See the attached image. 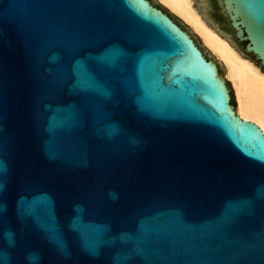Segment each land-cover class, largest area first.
Returning <instances> with one entry per match:
<instances>
[{"label": "water", "instance_id": "1", "mask_svg": "<svg viewBox=\"0 0 264 264\" xmlns=\"http://www.w3.org/2000/svg\"><path fill=\"white\" fill-rule=\"evenodd\" d=\"M215 1L264 69V0ZM180 20L0 0V264H264V132Z\"/></svg>", "mask_w": 264, "mask_h": 264}, {"label": "bare ground", "instance_id": "2", "mask_svg": "<svg viewBox=\"0 0 264 264\" xmlns=\"http://www.w3.org/2000/svg\"><path fill=\"white\" fill-rule=\"evenodd\" d=\"M155 1L181 18L205 48L210 49V53L224 67L225 79L229 81L235 98L236 113L240 118H250L264 132V69L242 55L229 34L221 32L205 19L206 0H197L200 2L197 6L195 0Z\"/></svg>", "mask_w": 264, "mask_h": 264}, {"label": "rangeland", "instance_id": "3", "mask_svg": "<svg viewBox=\"0 0 264 264\" xmlns=\"http://www.w3.org/2000/svg\"><path fill=\"white\" fill-rule=\"evenodd\" d=\"M207 1V0H206ZM198 2V1H197ZM196 2V6L197 5H200V2H198L197 3ZM208 3V2H207ZM205 9H206V11H207V13H206V17H205V19L208 21V22H210L211 23V25H216L215 23H214V20H213V17L209 14V11H208V9H209V7H208V4H207V7L205 6ZM175 17V16H174ZM179 18V17H178ZM180 23L181 24H183V25H186L185 23H183L181 20H180ZM217 27V29H219L221 32H226L227 34H229V32L225 29V28H221V27H219L218 25H216ZM230 35V34H229ZM198 37V36H197ZM200 40V39H199ZM202 43V42H201ZM233 44L238 48V50H239V52L242 54V55H244V56H246V57H248V58H250V59H252L253 61H254V63L255 64H258V62H256L253 58H252V56H250V55H248V54H245L241 49H240V43L239 42H236V41H233ZM203 45V44H202ZM204 46V45H203ZM204 48H205V46H204ZM209 56H211L212 58H214L215 60H216V58L213 56V54L212 53H210L209 52ZM219 63V62H218ZM219 65H220V75L222 76V77H224V78H226L225 77V72H224V67L219 63ZM259 65V64H258ZM229 87H230V83H229ZM231 92H232V90H231ZM232 94H233V92H232ZM234 96V95H233ZM235 104H236V102H235Z\"/></svg>", "mask_w": 264, "mask_h": 264}, {"label": "flooded vegetation", "instance_id": "4", "mask_svg": "<svg viewBox=\"0 0 264 264\" xmlns=\"http://www.w3.org/2000/svg\"><path fill=\"white\" fill-rule=\"evenodd\" d=\"M153 5H155L156 7H159L161 8L165 13H167L170 17H172L174 19V16L171 12L168 11V9L166 7H164L162 4L158 3L157 1L155 0H149ZM196 1L195 0V4H196ZM208 2V7H210V9H208L209 11V14L212 15V16H222L221 13L219 12V9L217 7V4H216V1L215 0H207ZM177 17V16H175Z\"/></svg>", "mask_w": 264, "mask_h": 264}]
</instances>
